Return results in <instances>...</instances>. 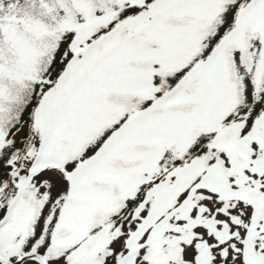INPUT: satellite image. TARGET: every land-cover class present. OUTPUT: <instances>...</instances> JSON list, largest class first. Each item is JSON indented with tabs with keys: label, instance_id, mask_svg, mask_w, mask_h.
Here are the masks:
<instances>
[{
	"label": "snow or ice",
	"instance_id": "snow-or-ice-1",
	"mask_svg": "<svg viewBox=\"0 0 264 264\" xmlns=\"http://www.w3.org/2000/svg\"><path fill=\"white\" fill-rule=\"evenodd\" d=\"M0 264H264V0H0Z\"/></svg>",
	"mask_w": 264,
	"mask_h": 264
}]
</instances>
